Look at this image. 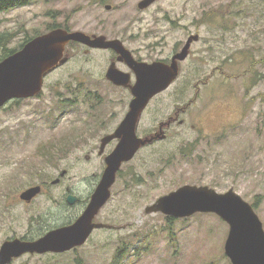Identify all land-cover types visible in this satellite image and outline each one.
Masks as SVG:
<instances>
[{
  "label": "rangeland",
  "instance_id": "1",
  "mask_svg": "<svg viewBox=\"0 0 264 264\" xmlns=\"http://www.w3.org/2000/svg\"><path fill=\"white\" fill-rule=\"evenodd\" d=\"M140 1L35 0L0 13V34H7L11 49L57 25L119 38L153 62L175 43L199 36L177 80L150 102L140 128L152 137L179 113L178 119L164 127L165 138L123 165L96 218L107 227L83 246L27 253L11 264H76L79 257L110 264L118 249L127 252L123 264H231L229 225L219 216L146 213L185 184L234 189L264 225V0H157L144 10ZM67 52L69 61L47 75L40 95L0 114V247L14 238L37 239L81 214L104 172L102 138L132 99L130 90L107 82L110 52L79 43ZM35 185L43 192L31 203L22 200ZM69 195L78 197L75 204Z\"/></svg>",
  "mask_w": 264,
  "mask_h": 264
},
{
  "label": "water",
  "instance_id": "2",
  "mask_svg": "<svg viewBox=\"0 0 264 264\" xmlns=\"http://www.w3.org/2000/svg\"><path fill=\"white\" fill-rule=\"evenodd\" d=\"M157 0H141L138 7L147 9ZM107 8H110L108 5ZM198 35L191 36L184 49L170 64L163 61H139L132 51L119 39H108L105 35H90L83 31L55 28L28 41L22 48L0 61V109L15 99L32 98L40 94L45 77L65 64L68 57L66 46L76 42L93 48L113 49L119 61L125 62L135 73L123 72L112 64L107 78L116 85L131 88L133 99L129 112L112 134L104 136L101 153L113 139H120L115 149L106 157V169L91 195L83 212L70 224L53 228L34 240L14 238L3 242L0 247V264L12 261L27 253H64L83 246L92 233L107 227L95 218L112 197V187L117 181L123 164L131 161L138 151L151 144L155 137L142 138L137 127L142 112L153 98L166 91L179 77V61L188 57V50ZM159 138H164L159 134ZM55 179L53 184L59 183ZM42 186L35 185L20 194L27 203L42 193ZM76 196L69 195L67 201L75 204ZM146 213L161 212L167 217L185 219L197 213H212L229 225L225 242V254L231 264H264V225L255 208L234 189L218 192L207 185L185 184L159 197L148 205Z\"/></svg>",
  "mask_w": 264,
  "mask_h": 264
},
{
  "label": "flooded vegetation",
  "instance_id": "3",
  "mask_svg": "<svg viewBox=\"0 0 264 264\" xmlns=\"http://www.w3.org/2000/svg\"><path fill=\"white\" fill-rule=\"evenodd\" d=\"M0 13H1V11H0ZM88 34V33H87ZM90 35H98V34H90ZM108 38V37H107ZM108 39H116V38H108ZM188 41H189V39H187V41L182 45H180V42H177V43H175L174 44V46H173V48L161 59V60H157V61H163V62H165V63H168V64H170L171 62H172V60H173V58L178 54V53H180L183 49H184V47L187 45V43H188ZM197 40H193L192 41V43L190 44V48H189V50H188V57H189V55H190V52H191V48H192V45H193V43L194 42H196ZM73 43H76V42H70L69 44H73ZM68 44V45H69ZM80 44V43H79ZM125 44V43H124ZM68 45L66 46V50H65V54H66V56L68 57V61H69V59H70V57H69V55L67 54L68 52H67V49H68ZM82 45H84V44H82ZM85 47H87V48H89V49H92V50H104V51H108V52H110V54H111V56H112V59L110 60V64H109V66L107 67V69H106V72H105V77H106V79H107V82L109 83V84H111V85H113V86H115V87H118V88H125V89H127V90H130V92H131V88L130 87H126V86H122V85H116L114 82H112V81H110L108 78H107V72H108V69H109V67L112 65V64H114L115 63V65H116V67L118 68V69H120V70H122L123 72H126V73H130L131 74V83L133 84V83H135V81H136V77H135V73L130 69V67L125 63V62H121V61H119V54L117 53V52H115L113 49H101V48H93V47H90V46H86V45H84ZM127 47V46H126ZM128 48V47H127ZM129 49V48H128ZM131 50V49H130ZM132 51V50H131ZM132 53H133V55L135 56V58L137 59V60H139V61H145L144 59H141L140 57H137L135 54H134V52L132 51ZM187 57V58H188ZM187 58L185 59V60H182V61H179L178 63H179V67H180V63H182V62H184V61H186L187 60ZM67 61V62H68ZM148 62V61H147ZM62 66V65H61ZM180 73H181V68H180ZM47 77V76H46ZM45 77V78H46ZM44 88V87H43ZM41 94V93H40ZM40 94H38V95H40ZM131 94H132V92H131ZM38 95H36V96H34V97H37ZM34 97H32V98H34ZM28 99H30V98H23V99H15V100H12V101H10V102H8L6 105H4L1 109H0V114H2V113H5L6 114V108L10 105V104H12V103H18L19 101H23V100H28ZM132 99H133V95H132ZM131 99V100H132ZM131 102V101H130ZM130 102H129V107H130ZM102 106V105H101ZM149 106V105H148ZM129 107H128V110H127V112L125 113V115L123 116V118H122V120L120 121V123H119V125L121 124V122L124 120V118L126 117V115L128 114V112H129ZM148 108V107H147ZM147 108L142 112V114H141V116H140V119H139V122H138V127H137V134H138V136H140V137H142V138H146V137H149V136H146L145 135V133H146V129L145 130H141V121H142V118H143V116H144V114H145V112H146V110H147ZM99 116L101 117V115L99 114ZM178 116H179V113L177 114V117H175V118H171L168 122H166L165 124H161V126L159 127V132H161V134L160 133H156L155 135H153L152 137H155V139H154V141H156V140H158V139H160L158 136H159V134L161 135V136H164V138L167 136L166 134H165V132H164V127H166V128H169V127H171L176 121H177V119H178ZM181 123L183 122V120H181L180 121ZM119 125H117V127L113 130V131H111V132H109V133H106V135H104V136H107V135H109V134H112V133H114L115 131H116V129L118 128V126ZM163 127V128H162ZM119 141H120V139H113L109 144H107V146L105 147V149L103 150V152L101 153V147H100V151H99V155L102 157V158H104L103 159V162H104V168H103V170L105 171V169H106V157H107V155L108 154H110L114 149H115V147L117 146V144L119 143ZM153 141V142H154ZM114 145V148L113 149H111L112 148V146ZM142 148H144V147H142ZM141 148V149H142ZM140 149V150H141ZM139 150V151H140ZM126 164V163H125ZM124 165V164H123ZM123 167V166H122ZM122 169V168H121ZM121 171V170H120ZM120 171L118 172V174L120 173ZM43 188V187H42ZM42 192H43V189H42ZM35 199V198H34ZM33 199V200H34ZM33 200H32V202H33ZM77 200H78V197H77ZM76 200V201H77ZM31 203V202H30ZM76 203V202H75ZM87 204H88V202H87ZM86 206L87 205H84V207H83V209H82V211H81V213L83 212V210L86 208ZM99 215V214H98ZM97 218V217H96ZM96 218H95V220H96Z\"/></svg>",
  "mask_w": 264,
  "mask_h": 264
},
{
  "label": "trees",
  "instance_id": "4",
  "mask_svg": "<svg viewBox=\"0 0 264 264\" xmlns=\"http://www.w3.org/2000/svg\"><path fill=\"white\" fill-rule=\"evenodd\" d=\"M35 0H0V11H3V10H8L10 8H14V7H18V6H24V5H27L31 2H33ZM60 26H57V25H54V26H49L46 30V32L48 31H51L55 28H59ZM66 29L70 30L69 27H65ZM40 34H43V32H39L37 31L36 33L32 34V35H29L27 38L23 39L21 45L19 46V48H14V49H11L10 47H8L6 44H5V40H6V37H7V34L6 33H1L0 34V61H2V59L8 57L10 54L16 52L18 49L22 48L28 41H30L32 38L40 35ZM256 205V203H255ZM169 218V217H168ZM171 219H169L170 221ZM34 239V238H32ZM123 250L124 249H118L112 262L110 264H123V261L125 259H127V252L126 250L124 251L123 253ZM123 254V255H122ZM122 256V257H121ZM76 264H86V262L82 259V258H77L75 260Z\"/></svg>",
  "mask_w": 264,
  "mask_h": 264
},
{
  "label": "bare ground",
  "instance_id": "5",
  "mask_svg": "<svg viewBox=\"0 0 264 264\" xmlns=\"http://www.w3.org/2000/svg\"><path fill=\"white\" fill-rule=\"evenodd\" d=\"M71 31V30H70Z\"/></svg>",
  "mask_w": 264,
  "mask_h": 264
}]
</instances>
